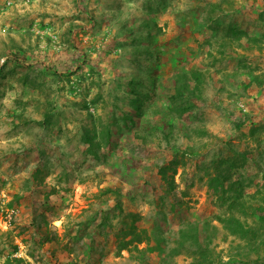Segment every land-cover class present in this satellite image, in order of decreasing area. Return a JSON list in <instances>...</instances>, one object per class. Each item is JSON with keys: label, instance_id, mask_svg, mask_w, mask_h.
Returning <instances> with one entry per match:
<instances>
[{"label": "rangeland", "instance_id": "374dc122", "mask_svg": "<svg viewBox=\"0 0 264 264\" xmlns=\"http://www.w3.org/2000/svg\"><path fill=\"white\" fill-rule=\"evenodd\" d=\"M198 258L264 264V0H0V264Z\"/></svg>", "mask_w": 264, "mask_h": 264}, {"label": "trees", "instance_id": "16d2710c", "mask_svg": "<svg viewBox=\"0 0 264 264\" xmlns=\"http://www.w3.org/2000/svg\"><path fill=\"white\" fill-rule=\"evenodd\" d=\"M108 192H110V193H112V194H115V195L119 194L118 191H113V190H108ZM117 206H118V207H121V202H120V201H118ZM134 217H135L136 219L138 218L136 215H135ZM234 224H235V226H236L235 233H237L238 231H240V229L243 230V225H242L239 221H238V222L235 221ZM136 229H137V227H135V232H136ZM145 233H146V231H145ZM140 235H142V233H140ZM142 242H143V239L140 238V239L138 240V243H142ZM123 247H124V249H127V248H128V245L125 244ZM193 264H209V263H208L207 260H200V259L198 258V259H196V261H195Z\"/></svg>", "mask_w": 264, "mask_h": 264}]
</instances>
